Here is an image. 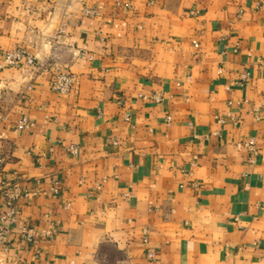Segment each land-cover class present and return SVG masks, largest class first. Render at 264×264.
<instances>
[{
  "label": "crops",
  "instance_id": "obj_1",
  "mask_svg": "<svg viewBox=\"0 0 264 264\" xmlns=\"http://www.w3.org/2000/svg\"><path fill=\"white\" fill-rule=\"evenodd\" d=\"M151 1L0 0V58L23 47L39 68L0 71L2 175L45 193L18 201L20 219L60 222L52 240L10 236V257L264 264V0Z\"/></svg>",
  "mask_w": 264,
  "mask_h": 264
},
{
  "label": "built area",
  "instance_id": "obj_2",
  "mask_svg": "<svg viewBox=\"0 0 264 264\" xmlns=\"http://www.w3.org/2000/svg\"><path fill=\"white\" fill-rule=\"evenodd\" d=\"M150 4L152 1L150 0ZM84 13L87 15H92L95 12L92 9H84ZM64 32V26L58 29V34ZM41 67V66H40ZM6 68L17 69L21 72L29 73L34 70H38V61L36 57L31 54L28 50L23 47H14L6 52H4L0 58V71ZM250 73L244 72L240 75L239 82L241 84L246 83L249 80ZM74 83L73 76L71 74L61 72L54 76L51 81V89L55 91L60 96H66L72 90ZM145 99V97L140 96ZM150 100L153 103L159 104L162 102V97L160 94L155 93L150 96ZM4 120L3 116H0V124ZM125 120L129 121L130 116L126 115ZM166 123L171 122V117L167 116L165 118ZM218 123H223V118L217 117ZM33 126V122L29 120L26 116L20 118L15 126V131L21 134L29 130ZM5 139V134L0 130V140ZM254 140L248 139L243 143L236 144L237 148H247L255 154L254 151ZM67 153L72 157H77L79 155V150L76 146H68L66 148ZM5 157L0 153V264H27L25 260L19 257H10L9 255V241L8 238L13 234L17 235L18 240L25 245H34L45 240H52L60 230V222L54 221L48 223L44 228L38 226L30 225L28 222L20 219L18 212V201L23 199L25 202H30L36 199L40 194H45L39 189L35 188L22 189L16 183H11L7 178H4L3 168H4ZM38 185V181L35 182ZM59 180H53L50 191L53 194H58L59 192ZM148 230H143V241L147 242ZM40 256V250L37 249L34 252V258L38 259ZM147 257L152 259L153 253L150 251L147 253Z\"/></svg>",
  "mask_w": 264,
  "mask_h": 264
}]
</instances>
